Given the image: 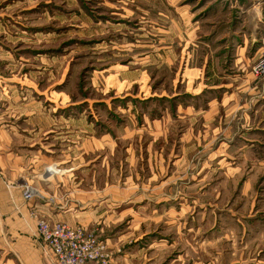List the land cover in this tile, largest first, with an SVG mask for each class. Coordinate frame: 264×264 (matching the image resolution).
<instances>
[{
	"label": "rangeland",
	"instance_id": "1",
	"mask_svg": "<svg viewBox=\"0 0 264 264\" xmlns=\"http://www.w3.org/2000/svg\"><path fill=\"white\" fill-rule=\"evenodd\" d=\"M243 2L14 0L11 3L21 8L39 4V9L47 12L55 46L63 44L67 49L63 65L67 66L69 61L70 79L65 87L71 99L86 101L89 121L99 119L95 122L96 134L139 136L135 140L119 136L115 147L102 142L101 149L112 150L107 157L112 175L109 178L103 167L101 179L133 178L141 184L149 180L153 184L157 180L177 181L182 183V193L196 190L198 196L207 187V226L198 219L196 231L181 228L175 240L181 245L191 242L213 246L208 256L214 264H264V76L253 73L262 46L261 43L255 46V58L249 61V50L232 41L236 29L243 33L232 18L243 10L245 15L241 16L248 24L253 16L245 12L246 8L239 9ZM260 2L264 10V0ZM159 47L162 55H157ZM131 71L140 72L142 78L135 83L126 80V73ZM199 87L205 91L196 94ZM146 94L155 95V99L151 96L148 104H138ZM95 102H100L97 108L94 105L89 108ZM209 102L215 106L206 111ZM175 104L182 106L183 111L178 113ZM191 105L196 108L192 114L186 112ZM201 115L212 116V122L208 123ZM158 118L162 123L154 124ZM195 136L197 140L190 145L189 140ZM183 137L185 141H181ZM130 144L133 150L129 152ZM196 180L200 185L190 189L189 182ZM21 183L26 202L42 196L35 185ZM202 185L205 187L200 188ZM27 186L38 190L32 199L25 197ZM158 191H165L168 197L176 193L173 189L143 190L152 196H157ZM32 211L35 237L43 252L53 254L38 236L37 220L46 218ZM74 227L84 228L105 243L106 254L116 264L114 252L97 230ZM166 234L170 241L173 233L167 228Z\"/></svg>",
	"mask_w": 264,
	"mask_h": 264
},
{
	"label": "crops",
	"instance_id": "2",
	"mask_svg": "<svg viewBox=\"0 0 264 264\" xmlns=\"http://www.w3.org/2000/svg\"><path fill=\"white\" fill-rule=\"evenodd\" d=\"M13 1L0 0V264L55 263L53 254L43 252L35 237L32 210L52 223L97 230L114 252L116 264H214L208 256L213 246L191 242L181 245L175 240L181 228L196 231L198 219L207 226V187L200 186L205 188L198 196L196 190L182 193V183L177 181L157 180L153 184L149 180L141 184L133 178L101 179L103 167L109 178L112 175L107 161L112 150L101 149L102 142L115 147L119 136L129 140L139 136L96 134L95 122L99 119L89 121L86 101L71 99L65 87L70 79L69 61L63 65L67 49L63 44L55 46L47 12L40 10L39 4L21 8L11 5ZM260 1L244 0L240 6L253 15L248 24L241 16L243 10L232 18L243 29V33L236 29L232 41L249 50V61L254 60L255 46L264 37ZM159 50L157 55H162ZM125 78L135 83L142 74L131 71ZM195 91L198 94L205 89ZM151 96L146 94L138 104H148ZM97 103L89 108H97ZM175 105L178 113L183 111L182 106ZM207 105L206 111L215 106L212 102ZM187 109L190 114L196 111L192 105ZM201 116L208 123L213 120L212 116ZM159 118L154 124L162 123ZM166 136L163 134V139ZM196 140L195 136L189 144ZM128 147L127 151L133 150L131 144ZM21 182L35 185L42 196L26 202ZM189 183L190 189L200 185L197 180ZM145 189H173L176 193L168 197L165 191H158L152 196L143 192ZM167 228L173 233L170 241L166 239Z\"/></svg>",
	"mask_w": 264,
	"mask_h": 264
},
{
	"label": "built area",
	"instance_id": "3",
	"mask_svg": "<svg viewBox=\"0 0 264 264\" xmlns=\"http://www.w3.org/2000/svg\"><path fill=\"white\" fill-rule=\"evenodd\" d=\"M253 73L264 76V38ZM26 199H32L38 190L27 186ZM38 236L53 252L55 264H114L106 254L107 245L82 227H72L64 223H50L38 219Z\"/></svg>",
	"mask_w": 264,
	"mask_h": 264
}]
</instances>
